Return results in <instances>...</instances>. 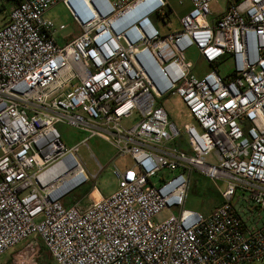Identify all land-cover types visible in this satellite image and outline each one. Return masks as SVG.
Returning a JSON list of instances; mask_svg holds the SVG:
<instances>
[{
  "label": "built area",
  "instance_id": "1",
  "mask_svg": "<svg viewBox=\"0 0 264 264\" xmlns=\"http://www.w3.org/2000/svg\"><path fill=\"white\" fill-rule=\"evenodd\" d=\"M187 1L179 29L162 34L169 0H0L12 4L0 27V257L39 242L55 264L264 259V223L247 226L233 205L240 194L264 209V0H227L211 21L217 0ZM59 2L80 32L63 44L65 25L45 16ZM174 98L182 125L166 109ZM58 125L130 158L113 168L116 191L102 195L103 168L94 158L87 176ZM192 173L221 186L208 214L184 207Z\"/></svg>",
  "mask_w": 264,
  "mask_h": 264
},
{
  "label": "rangeland",
  "instance_id": "2",
  "mask_svg": "<svg viewBox=\"0 0 264 264\" xmlns=\"http://www.w3.org/2000/svg\"><path fill=\"white\" fill-rule=\"evenodd\" d=\"M180 1H182V3H180ZM226 1L227 0H217L216 3L211 4V15L208 17V21H211L215 16L224 11L226 8ZM169 5L170 10L167 12V15L163 17V19L160 18L156 20V26L162 34L178 30L180 27L179 18L186 14L190 8L187 0H169ZM11 6L12 4L9 2L4 4L0 3V27L5 23ZM45 16L47 19L55 22L56 25H65V30L56 35L58 38L69 36L70 34H73L75 37L80 33L72 17L61 2L51 7L46 12ZM186 59L187 61L195 63L197 56L193 50H190L186 53ZM207 70L208 67L204 63L199 62L198 70H196L195 73L200 75ZM219 71L222 76L228 74L230 72V62L228 60L221 62L219 64ZM166 109L177 125H182L183 121L187 119L184 106L177 98L171 99L166 104ZM133 123V117L122 120V125L125 127H130ZM58 131L62 137L63 144L67 148L79 144L76 156L82 164H84L87 176L98 171V165L95 159L103 168L96 181V185L102 195L109 196L116 191L117 181L113 175V168L117 167L120 170H124L131 167L132 162L130 158L127 156L116 157V150L107 142L97 137L87 140V146L80 144L86 137V134L75 128L67 125H58ZM153 182L157 184L156 179H153ZM89 186L90 185L82 186L71 192L67 197V201L82 198L86 194ZM220 188L221 186L218 182L209 180L199 173H192L190 175L184 207L196 210L203 215L208 214L221 203L218 192ZM239 195L240 194H236L233 205L239 212L241 218L247 223V226H251L252 224L261 225L264 223V209L256 208L252 204L247 203L245 197L241 196L238 199L237 197ZM173 212L176 213L175 211ZM168 215L169 211H162L155 218V222H161ZM47 262L49 264H55L48 258L46 251L39 242L34 246H27V244L17 245L13 250L0 257V264H46ZM257 264H264V259Z\"/></svg>",
  "mask_w": 264,
  "mask_h": 264
},
{
  "label": "crops",
  "instance_id": "3",
  "mask_svg": "<svg viewBox=\"0 0 264 264\" xmlns=\"http://www.w3.org/2000/svg\"><path fill=\"white\" fill-rule=\"evenodd\" d=\"M78 32H79V30H78ZM71 37H74L73 34H70L69 36H62V37H59V38L57 36L56 37V41H57L58 44H63L67 39H70Z\"/></svg>",
  "mask_w": 264,
  "mask_h": 264
},
{
  "label": "trees",
  "instance_id": "4",
  "mask_svg": "<svg viewBox=\"0 0 264 264\" xmlns=\"http://www.w3.org/2000/svg\"><path fill=\"white\" fill-rule=\"evenodd\" d=\"M219 197H220V195H219ZM48 255V254H47ZM48 258L51 260V258H50V256L48 255ZM46 264H49L48 262L46 263Z\"/></svg>",
  "mask_w": 264,
  "mask_h": 264
}]
</instances>
